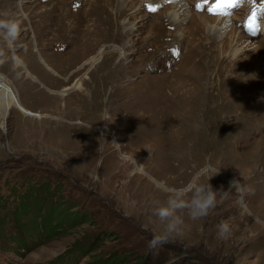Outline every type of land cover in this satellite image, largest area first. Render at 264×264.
Masks as SVG:
<instances>
[{
    "label": "rangeland",
    "instance_id": "rangeland-1",
    "mask_svg": "<svg viewBox=\"0 0 264 264\" xmlns=\"http://www.w3.org/2000/svg\"><path fill=\"white\" fill-rule=\"evenodd\" d=\"M91 1L2 0V9L23 17L24 25L14 62L0 64V86L13 87L20 105L34 113L14 106L6 123L0 116V199L9 195L13 175L18 186L47 182L60 194L32 204L34 214L57 210L63 198L62 214L74 226L55 230L51 239L36 233L31 242L33 229L30 238L17 234L12 211L3 210L0 264H138L146 257L150 264H264L261 26L256 35L244 32L247 43L262 48L259 57L255 46L211 62L213 52H222L223 29L203 24L197 13L205 12L194 9V0H184L188 15L180 25L169 17L171 0H103L121 16L111 34L97 29L90 41L80 15L102 0ZM250 10L251 1H244L223 17L238 31ZM187 19L199 28L186 30ZM125 29L131 31L127 37ZM103 40L124 46L125 58L113 47L99 54ZM95 55L99 61L86 63ZM197 119L204 129L196 128ZM123 166L129 167L126 175L119 172ZM214 170V189L228 191L237 180L242 191L233 189L206 217L192 220L185 213L175 242L150 250L162 227L154 210L168 190L194 176L206 180ZM222 221L231 225L226 238L218 234Z\"/></svg>",
    "mask_w": 264,
    "mask_h": 264
},
{
    "label": "bare ground",
    "instance_id": "bare-ground-1",
    "mask_svg": "<svg viewBox=\"0 0 264 264\" xmlns=\"http://www.w3.org/2000/svg\"><path fill=\"white\" fill-rule=\"evenodd\" d=\"M94 1L95 0H93L91 2H94ZM132 1H134V0H132ZM141 1H144V0H137L136 2L141 4ZM166 1L167 0H148V1H145V2L149 3V4H152V5H158V4H161V3L166 2ZM171 1H172V5L167 6L168 10L169 11L171 10V13H169V17L171 19H173L174 22L178 23V25H180L181 22L185 18H187L186 17L188 15L187 14V12H188L187 7H189V3L185 4L184 0H171ZM146 3H144L143 5H145ZM120 4H121V2H120ZM41 9L42 8H40V7L37 8V11H36L35 14L40 16V12H41L40 10ZM51 10L52 9H50L49 12ZM0 11H4L2 9V0L0 1ZM121 11H122L121 9H119V11H115L114 8H113V5L110 2L102 0L100 3H94L91 8L87 9L82 15H80V18H83V17L86 18V22L84 23V30L86 32V36L88 37V40H90V41L95 40V38L97 36L94 34V32L97 29H99V32H100V34L102 36L106 35L108 33L111 34V29L116 24L115 20H118L119 16H121ZM160 11L158 10L157 13H160ZM235 11H232L231 13H229L227 15H224V16H230ZM202 12H205V11H202ZM112 15H113V20L111 19ZM197 15L200 17L201 22L203 24H206V23H208L210 21L212 23H216L217 27L223 29V34L220 35V37H218L221 40V42H222L221 43V46H222L221 47V51L222 52H220V54H216V53L213 52V55H210V57H209L210 61H211V59H213V61H216V60L220 61L221 59L224 60V59L228 58V54L227 53L231 54L232 52H234L235 55H237L239 57L241 54H244V53H247V52L249 53L250 50L253 49L255 46H256V49H255L256 50L255 51V56L256 57L255 58L260 56V52H261L262 48L260 46L252 45L250 43H247L248 40H245V38H244V30H242L243 26H242V29L241 30L238 29V31H235V30H233L232 27H229L230 26V22H229L230 17L213 16V15H210V14H208L206 12L204 14H198L197 13ZM226 19H228V20H226ZM127 25H128L127 21L125 23L121 22L119 27H118L119 28L118 33L120 31V28H122V27L126 28ZM259 25L261 26V32H263L264 31V23L262 22ZM191 26L194 29H198L199 28L198 23H196V22H193V23L191 22ZM70 27L72 29L76 30V25H74L73 21H70ZM190 27L188 25V19H187L186 30L187 29L190 30ZM130 33H131L130 29H125V31H123V36L127 37V36L130 35ZM236 35H238V36H236ZM77 44H79V43H77ZM77 44H74V46L77 45ZM100 44H102V45L101 46L99 45V47L97 48V50H99V54L104 53V51L107 50L109 47H113V48H116L114 51H117V52L120 53V55H122L121 59L125 58V56H124L125 55V47L124 46H121L119 44H116L115 46H113L111 44H107V42L104 41V40L101 41ZM64 49H65V47L63 48V50ZM160 49L161 48L159 47L157 50H160ZM225 49H227V52L224 51ZM156 52L157 51H153L150 54H155ZM189 59H193V56H191ZM92 61H99V59H97V55L87 59L86 63L89 64V63H92ZM207 61L210 63L209 60H206V62ZM258 61L259 60H256V63H258ZM198 66H199V64H198ZM199 68H200V66H199ZM207 73H209V72H207ZM261 74H263V76ZM262 77H264V73H257V78H262ZM227 78L228 77H225L224 80H227ZM212 83L214 84L215 81H212ZM3 84L1 83V86H0V116H1V118L3 120V122L6 123V119H7L8 115H9V113L11 112V110L14 108V106L21 107L22 111L25 110L29 115H33L34 112H32L30 110H27V109L23 108L20 105L18 97H17L16 93L13 90V87L5 84V82ZM30 112H31V114H30ZM195 126L199 130H200V128L204 129V125H203V123H202V121L200 119L196 120ZM217 143H219V141H216L215 145ZM215 145H214V147H216ZM128 168L129 167H124L123 166L120 169L119 172L126 175Z\"/></svg>",
    "mask_w": 264,
    "mask_h": 264
},
{
    "label": "clouds",
    "instance_id": "clouds-1",
    "mask_svg": "<svg viewBox=\"0 0 264 264\" xmlns=\"http://www.w3.org/2000/svg\"><path fill=\"white\" fill-rule=\"evenodd\" d=\"M23 25V17L8 11H0V64L14 62L15 43L22 32ZM218 172L214 170L206 180L194 176L187 184L168 190L166 200L154 210L162 227L149 241L150 250L157 249L165 243L175 242V236L180 234L184 225L185 213L192 220L206 217L216 208L218 201L226 199L233 189L237 192L242 191L241 183L237 180L230 182L228 191H225L223 187L214 189L209 181ZM230 231L229 221H222L218 225V234L221 238H226Z\"/></svg>",
    "mask_w": 264,
    "mask_h": 264
},
{
    "label": "trees",
    "instance_id": "trees-1",
    "mask_svg": "<svg viewBox=\"0 0 264 264\" xmlns=\"http://www.w3.org/2000/svg\"><path fill=\"white\" fill-rule=\"evenodd\" d=\"M18 175H13L10 180L7 179V182L9 184V195L2 196L4 199H0V220L1 217L4 218V216L1 215L3 210H5L7 213L11 212V215L15 218L14 227L15 229H18L17 234L24 233L26 236V233H28V237L30 238V229H33V237L30 238L31 242H34V238L36 235H45L47 239H51L54 235L55 230H59L56 233H61L67 229V227L74 226V219H69L70 215L67 213L65 215L62 214V212L66 209V203L64 202V199L60 198V202L56 206L57 210H47L46 215L38 216L37 213L34 214L32 209V204H39L40 198H43L45 195L49 194H60V189L53 190L52 186L44 182L41 184V186L38 187H32L34 185L31 184V186H24L20 185L18 186ZM61 197L60 195H58ZM45 213V209H44ZM31 215H35V222L30 223L25 221L26 218H29ZM38 233V234H36ZM58 235V234H57ZM19 242H24V247L26 246L25 241L23 239H20ZM34 244V243H33ZM22 245V244H20ZM150 258H141V262L138 264H150L149 261ZM106 263L105 260H99L97 263Z\"/></svg>",
    "mask_w": 264,
    "mask_h": 264
},
{
    "label": "snow or ice",
    "instance_id": "snow-or-ice-1",
    "mask_svg": "<svg viewBox=\"0 0 264 264\" xmlns=\"http://www.w3.org/2000/svg\"><path fill=\"white\" fill-rule=\"evenodd\" d=\"M219 3H231L233 0H218Z\"/></svg>",
    "mask_w": 264,
    "mask_h": 264
},
{
    "label": "flooded vegetation",
    "instance_id": "flooded-vegetation-1",
    "mask_svg": "<svg viewBox=\"0 0 264 264\" xmlns=\"http://www.w3.org/2000/svg\"><path fill=\"white\" fill-rule=\"evenodd\" d=\"M27 38H32V35L31 34L29 36L27 35Z\"/></svg>",
    "mask_w": 264,
    "mask_h": 264
}]
</instances>
